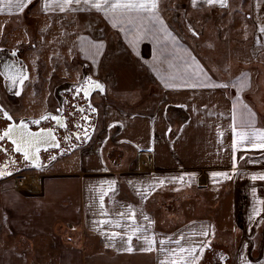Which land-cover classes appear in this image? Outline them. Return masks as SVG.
<instances>
[{"label":"crops","instance_id":"1","mask_svg":"<svg viewBox=\"0 0 264 264\" xmlns=\"http://www.w3.org/2000/svg\"><path fill=\"white\" fill-rule=\"evenodd\" d=\"M173 1L183 10L211 8L214 24L228 18L231 3L246 4L233 10L243 18L228 37L250 39L252 60L217 75L170 22ZM7 3L0 0V18L21 17L27 30L41 19L48 29L70 21L72 30L77 16H95L149 75L158 99L136 110L112 92L96 105L94 135L77 156L68 152L30 174L0 178V264H225L222 254L226 264H264V148L258 137L233 146L234 128L264 132V0H156L152 12L120 19L84 0L63 4L64 11L54 2L45 7L46 0H24L23 10ZM78 39L82 57L81 43L102 47L94 66L83 57V68L100 74L107 39L98 29ZM99 78L112 83L107 74ZM170 106L178 109L171 120ZM20 239L39 246L20 249Z\"/></svg>","mask_w":264,"mask_h":264},{"label":"rangeland","instance_id":"2","mask_svg":"<svg viewBox=\"0 0 264 264\" xmlns=\"http://www.w3.org/2000/svg\"><path fill=\"white\" fill-rule=\"evenodd\" d=\"M182 6L181 2L176 4L173 1L168 4L166 14L170 22L179 28L187 40L191 41L200 57L217 75L226 78L241 71V68L250 62L249 59L252 60L251 57L247 58L250 39L239 42L234 40L236 38L228 37L233 34L232 30L237 32L235 27H239L238 23L235 25L232 23L237 21L240 23L243 18L241 14L233 16V10L239 7V12H243L247 7L246 4L231 3L225 14L228 18L219 20L215 24V19L218 17L211 8L194 10L187 7L183 10ZM28 21L34 23L30 18ZM69 22L61 20L56 27L48 29L41 19L36 27L34 24L33 26L28 25V31L26 21L21 17L0 18V44L8 48L19 46L24 48L22 57L29 67L28 80L20 86L18 98L15 99L16 108L13 116L25 119L49 112L56 102L53 93L54 84L61 79L78 81L84 75V70L89 71L94 77L97 75L98 78L105 74H107V79L111 76L112 83L107 80L105 90L95 91L92 96V101L100 107L108 98H111L112 92H116L118 102L123 104L124 108L127 104L135 107L136 110L153 108L158 99V95H154L157 91L155 87L153 88L149 75L136 65L122 49L121 44L115 41L118 38L116 33L108 29L103 22H99L95 16H77L74 20L76 28L72 30ZM19 27L23 30L18 31ZM97 29L101 31L102 38H106L108 42L106 53L99 62L100 74L93 69L83 68V57L90 60V67L94 66L99 61L98 52L102 47L97 42L91 43L85 39L86 42L80 45L84 51L83 57L79 53V50H82L77 47L80 42L78 38L88 32H96ZM222 37L227 38L222 40ZM78 148L71 151H74L73 156L78 155L79 150H76ZM64 156V154L60 155L62 158ZM36 170L39 169H24L19 174H30ZM32 179L34 177L30 180ZM18 183L24 185L26 182L19 180ZM27 188H29L28 185ZM37 189L40 191L41 188ZM214 205L215 202H210L209 209H213ZM198 210L201 209L198 208ZM219 233L220 231L216 229L217 236ZM20 241L18 246L20 249L33 248L32 250L35 251L39 246L33 239L29 243L24 239ZM42 249L45 250L43 247Z\"/></svg>","mask_w":264,"mask_h":264},{"label":"flooded vegetation","instance_id":"3","mask_svg":"<svg viewBox=\"0 0 264 264\" xmlns=\"http://www.w3.org/2000/svg\"><path fill=\"white\" fill-rule=\"evenodd\" d=\"M23 51L24 48L20 46L8 48L0 44V73H6L0 75V135L9 126H19L21 124L26 125L28 132H30L29 128L33 130L51 129L59 147L48 145L41 148L37 153L38 159L33 163L25 160L23 153L14 151L15 145L10 139L0 140V170L8 173L0 176V178L19 174L24 169H41L34 166H42L43 168L60 155L71 152L77 146L85 144L94 135L98 116L97 104L92 101V96L97 90L93 92L90 90L100 82L89 71L84 70V75L78 81L73 82L62 79L54 85L53 93L56 102L50 110L52 113L47 116L48 119H42L37 124L33 123L37 120L28 119L22 122V119L15 118L13 116L16 108L15 99L18 98L22 84L19 83V80L13 83L7 77L26 76L27 79L24 82L28 80L29 67L22 57ZM12 53H15V55ZM6 66L9 67L6 68ZM84 68L87 69L88 67L85 66ZM85 90H88L89 94L87 96ZM50 117H57L62 120L63 126L58 125L56 120ZM51 157H55V159H51Z\"/></svg>","mask_w":264,"mask_h":264},{"label":"snow or ice","instance_id":"4","mask_svg":"<svg viewBox=\"0 0 264 264\" xmlns=\"http://www.w3.org/2000/svg\"><path fill=\"white\" fill-rule=\"evenodd\" d=\"M30 2V0H28ZM55 3L57 7H59L60 11H64L63 4H72L74 0H52V2H48L46 0L45 7H51L52 3ZM76 3H79L80 0H75ZM91 6L96 8L98 11H103L105 14L112 16L115 19H120L123 17H128L131 14H135L136 16H139L142 13H150L152 12L156 7V0H84V3H90ZM215 0H208V3H214ZM221 6L224 5V0H220ZM193 3H195V0H193ZM25 6L24 0H8L7 7L12 8H19L20 10H23V7ZM264 31V29H262ZM15 55V53H12ZM9 66H6V68ZM6 73H0V75H3ZM8 79L12 80L13 83H16L17 80H19L20 84H23L24 80L27 79L26 76L17 77V76H8ZM212 87H225V85H211ZM95 88H100L101 86L99 84L94 85ZM18 94V93H17ZM88 90H85V95L87 96ZM83 111V109H81ZM49 117H42V119H48ZM51 119L56 120L57 124L60 126H63L62 120H60L57 117H50ZM235 119V116L233 117ZM33 123H39V121H34ZM246 126L251 127V124L248 123ZM258 137L261 141L259 147L264 148V132H257V131H251V132H235L234 128V141L233 146L235 147L237 142L243 144L245 142L247 143H253V138ZM5 138H8L12 141V143L15 145L14 151L18 153H23L24 159L32 161L35 163V161L38 159L36 153L40 150L41 145H49L51 147H59V144L55 142V137L52 133V131H40L37 133H31L27 131L26 125H19V126H9V128L3 132L2 135H0V140H4ZM51 159H55V157H51ZM8 173H5L4 171L0 170V176L6 175ZM216 175V174H214ZM253 179H256V177H253ZM260 179H264V176L260 177ZM162 183V182H161ZM102 199V197H101ZM119 227V225H117ZM205 235L207 233H204ZM116 234L114 233L113 236ZM129 241H131L132 237H128ZM148 243L149 248L146 250H151V244L152 241L148 240L146 241ZM163 243V241H161ZM132 249L129 248L128 251H131ZM181 252H184V249L180 250ZM192 251H195V249H192ZM175 264V262H173Z\"/></svg>","mask_w":264,"mask_h":264},{"label":"water","instance_id":"5","mask_svg":"<svg viewBox=\"0 0 264 264\" xmlns=\"http://www.w3.org/2000/svg\"><path fill=\"white\" fill-rule=\"evenodd\" d=\"M95 79H97L100 83H99V85L101 86L100 88H92L90 91L91 92H93V91H95V90H97V91H103L104 90V85H105V83H104V81L101 79V78H96L95 77ZM52 112L51 111H49V112H47V113H44V114H42V115H40V116H37V117H29V118H25V119H22L21 121L23 122V121H27L28 119L29 120H37V121H40V120H42V117H47V116H49L50 114H51ZM52 131L51 129H45V128H42V129H39V130H33V129H31V128H29V131L31 132V133H37V132H40V131ZM52 133H53V135H54V132L52 131ZM54 137H55V135H54ZM57 141V139H56V137H55V142ZM48 145H41V147H40V149L41 148H44V147H47ZM38 153V152H37ZM37 153H36V155H37ZM47 166V165H46ZM35 168H42V166H34ZM44 167V166H43ZM228 258V255L227 254H222L221 256H220V262H222V263H225L226 264V259Z\"/></svg>","mask_w":264,"mask_h":264},{"label":"trees","instance_id":"6","mask_svg":"<svg viewBox=\"0 0 264 264\" xmlns=\"http://www.w3.org/2000/svg\"><path fill=\"white\" fill-rule=\"evenodd\" d=\"M116 35H117V34H116ZM117 36H118V35H117ZM177 110H178L177 107H171V106H170V107L168 108V116H169L170 120L174 117L175 114H178ZM172 125H173V124H172ZM176 127H177L176 125H173V126H172V132H173V131H177V130H176V129H177ZM208 262L210 263V260H209ZM206 263H207V260H206Z\"/></svg>","mask_w":264,"mask_h":264}]
</instances>
